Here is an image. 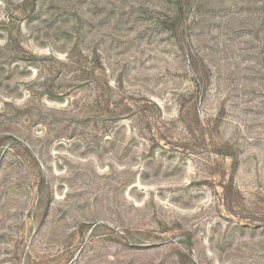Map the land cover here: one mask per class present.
<instances>
[{
    "label": "rangeland",
    "instance_id": "1",
    "mask_svg": "<svg viewBox=\"0 0 264 264\" xmlns=\"http://www.w3.org/2000/svg\"><path fill=\"white\" fill-rule=\"evenodd\" d=\"M0 264H264V0H0Z\"/></svg>",
    "mask_w": 264,
    "mask_h": 264
}]
</instances>
